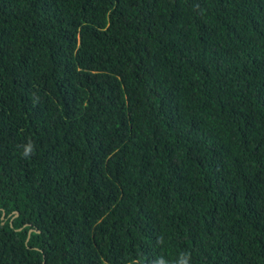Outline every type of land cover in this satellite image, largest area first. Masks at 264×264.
<instances>
[{
	"label": "trees",
	"instance_id": "1",
	"mask_svg": "<svg viewBox=\"0 0 264 264\" xmlns=\"http://www.w3.org/2000/svg\"><path fill=\"white\" fill-rule=\"evenodd\" d=\"M185 258L264 264V0H0V264Z\"/></svg>",
	"mask_w": 264,
	"mask_h": 264
},
{
	"label": "clouds",
	"instance_id": "2",
	"mask_svg": "<svg viewBox=\"0 0 264 264\" xmlns=\"http://www.w3.org/2000/svg\"><path fill=\"white\" fill-rule=\"evenodd\" d=\"M33 147L34 146L31 143H29V145L26 147L25 152H24L25 157H27L33 151ZM156 264H164V261L158 260L156 261ZM182 264H189L188 259L187 258L183 259Z\"/></svg>",
	"mask_w": 264,
	"mask_h": 264
}]
</instances>
